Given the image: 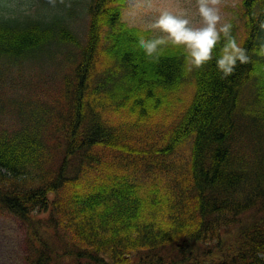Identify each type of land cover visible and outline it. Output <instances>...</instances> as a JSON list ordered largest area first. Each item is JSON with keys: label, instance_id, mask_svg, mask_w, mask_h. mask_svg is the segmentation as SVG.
Here are the masks:
<instances>
[{"label": "trees", "instance_id": "trees-1", "mask_svg": "<svg viewBox=\"0 0 264 264\" xmlns=\"http://www.w3.org/2000/svg\"><path fill=\"white\" fill-rule=\"evenodd\" d=\"M16 2L0 6V61L48 63L18 66L10 85L28 91L0 109V215L24 225L25 264H264V0L228 21L251 63L226 79L215 60L189 70L182 47L147 57L156 34L123 18L127 0Z\"/></svg>", "mask_w": 264, "mask_h": 264}, {"label": "clouds", "instance_id": "clouds-1", "mask_svg": "<svg viewBox=\"0 0 264 264\" xmlns=\"http://www.w3.org/2000/svg\"><path fill=\"white\" fill-rule=\"evenodd\" d=\"M58 3L71 7L70 0H48L53 8ZM222 3L223 0H196V13L200 18L198 24L193 22L186 9L158 10L148 26L158 34L151 38L141 37L139 47L153 60L159 59L164 47H182L189 70L202 69L215 60L217 70L226 79L234 74L238 64L251 63V57L232 35L233 25L224 21ZM259 28L264 30V21L259 23ZM222 40L223 46L216 56L217 46ZM258 54L264 55V45H261Z\"/></svg>", "mask_w": 264, "mask_h": 264}, {"label": "rangeland", "instance_id": "rangeland-1", "mask_svg": "<svg viewBox=\"0 0 264 264\" xmlns=\"http://www.w3.org/2000/svg\"><path fill=\"white\" fill-rule=\"evenodd\" d=\"M24 3H30L31 0H17ZM241 0H223L221 5V14L225 22H228L230 18L235 15V10ZM4 2L7 4L8 9L16 6L18 2L16 0H1L0 6H3ZM6 6V5H5ZM163 8H169L171 10L186 9L190 18L194 23H199L200 18L196 13V0H127V6L124 10L123 18L130 24L139 26L142 28H148L152 22L154 16L158 14V10ZM48 11H45V15ZM151 30V29H150ZM154 34H158L153 31ZM35 56L26 59H19L17 64L10 62L9 60L0 61V68L13 71L12 74L5 77V80L1 86L2 94L0 101V109L6 108V105L2 102V98L5 99L9 106V101L17 100L22 97L23 93L26 94L27 88H15L10 85V79L17 74L14 72L19 67H24V77L29 78L30 71H35L37 68L48 67L46 60L41 58L40 54L34 53ZM40 62V64H38ZM192 79V78H190ZM177 96L171 100L173 105L170 108L163 110L157 115L154 125L159 126L160 129L165 130L166 125L172 124L177 119L178 111L182 109V105L192 94V85L186 80L185 84L181 85ZM17 113V112H16ZM191 150V142L187 140L179 149L173 154V160L176 162L182 161L189 156ZM25 227L22 222L15 216L9 214L0 215V264H25Z\"/></svg>", "mask_w": 264, "mask_h": 264}]
</instances>
